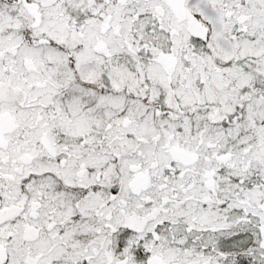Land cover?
<instances>
[{
  "label": "snow or ice",
  "instance_id": "1",
  "mask_svg": "<svg viewBox=\"0 0 264 264\" xmlns=\"http://www.w3.org/2000/svg\"><path fill=\"white\" fill-rule=\"evenodd\" d=\"M0 264H264V0H0Z\"/></svg>",
  "mask_w": 264,
  "mask_h": 264
}]
</instances>
